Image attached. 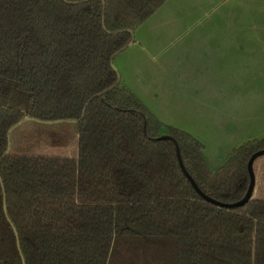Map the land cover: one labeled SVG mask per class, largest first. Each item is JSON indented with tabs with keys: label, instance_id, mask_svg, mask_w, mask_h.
Listing matches in <instances>:
<instances>
[{
	"label": "trees",
	"instance_id": "trees-1",
	"mask_svg": "<svg viewBox=\"0 0 264 264\" xmlns=\"http://www.w3.org/2000/svg\"><path fill=\"white\" fill-rule=\"evenodd\" d=\"M164 1L0 0V264H264V178L262 198L219 206L176 153L202 194L230 204L264 140L211 170L203 144L155 118L113 67ZM27 118L15 130L34 148L58 143L42 121L71 123L75 154H6Z\"/></svg>",
	"mask_w": 264,
	"mask_h": 264
},
{
	"label": "rangeland",
	"instance_id": "rangeland-1",
	"mask_svg": "<svg viewBox=\"0 0 264 264\" xmlns=\"http://www.w3.org/2000/svg\"><path fill=\"white\" fill-rule=\"evenodd\" d=\"M175 26L182 29H174ZM212 26L246 27V40L261 41L264 47V0H165L134 32L148 46L135 45L121 53L115 63L113 60V66L121 69L116 68L122 82L155 118L166 126L189 133L203 144L205 162L211 170H216L242 143L264 140V50L262 60L248 66L245 78L231 67L232 78L226 79L225 89L210 87L209 107L192 100L189 104L177 96L173 81H169V75L165 74L173 73L170 65L174 61L175 49L183 40L177 37L178 34L186 31L189 36L196 28L201 30ZM198 84L203 86L201 81ZM200 89V98L208 97L210 91L204 92V87ZM47 125H51L47 130L57 138V144H39L34 148L29 141L25 142L28 137L20 128L11 134L12 150L75 154L72 124ZM24 127L29 128V124ZM252 168V195L262 198L264 153L254 158Z\"/></svg>",
	"mask_w": 264,
	"mask_h": 264
},
{
	"label": "crops",
	"instance_id": "crops-1",
	"mask_svg": "<svg viewBox=\"0 0 264 264\" xmlns=\"http://www.w3.org/2000/svg\"><path fill=\"white\" fill-rule=\"evenodd\" d=\"M174 29H182V27L175 26ZM196 29L189 36L186 31L178 34L177 37L183 40L175 49L174 61L170 65L173 73L165 70L167 72L165 75H169V81H173L172 85L179 98L189 104L192 100L201 106L209 107L210 98H212L210 87L217 86L218 89H225L228 78H232L230 77L233 72L231 67L237 70L239 76L243 74L245 78L248 66L262 60L264 47L261 41L255 43L246 40V27L212 26L202 27L201 30ZM135 45L144 47L146 44L134 33V42L115 56L114 63L121 53L129 51L128 49H132ZM150 54L152 56V53ZM115 67L119 68L116 65ZM200 81L203 82V86H199ZM123 84L131 91L128 85ZM200 87H204V92L210 91L208 97L200 98ZM226 96L230 97V95Z\"/></svg>",
	"mask_w": 264,
	"mask_h": 264
},
{
	"label": "water",
	"instance_id": "water-1",
	"mask_svg": "<svg viewBox=\"0 0 264 264\" xmlns=\"http://www.w3.org/2000/svg\"><path fill=\"white\" fill-rule=\"evenodd\" d=\"M134 41H131L128 43L127 47L130 46ZM114 67V66H113ZM116 69V68H114ZM119 73V72H118ZM119 77H120V74H119ZM31 120H34V119H31V118H27L26 120H23V121H20L16 126H14L13 128H11V130L9 131V147L6 151V154H8L11 150V134L13 133V131L15 130L16 127L22 125L25 121H31ZM37 121V120H35ZM41 122V121H40ZM43 123L45 124H55V123H60L61 121H42ZM176 153H177V157H178V162H179V165L182 169V171L184 172V174L187 176V178H189V180L191 181L192 185L194 186V188L196 189V191L201 195L203 196L205 199L209 200L210 202L214 203V204H217L219 206H223V207H234V206H239V205H243L251 196V193H252V188H253V185H254V174L252 172V163H253V160L255 157L261 155L264 153V149L263 150H260L256 153H254L250 159H249V162H248V170L250 172V175H251V181H250V184H249V187H248V190L245 194V196L237 201V202H234V203H230V204H226V203H221V202H218V201H215L213 199H210L209 197L205 196L204 194H202V192L198 189V187L195 185L194 181L190 178V176L188 175V173L186 172L184 166H183V163L181 161V158H180V153H179V149H178V146L176 144Z\"/></svg>",
	"mask_w": 264,
	"mask_h": 264
}]
</instances>
